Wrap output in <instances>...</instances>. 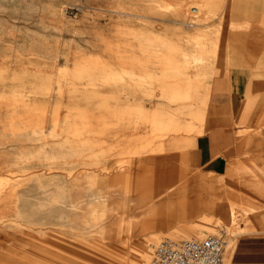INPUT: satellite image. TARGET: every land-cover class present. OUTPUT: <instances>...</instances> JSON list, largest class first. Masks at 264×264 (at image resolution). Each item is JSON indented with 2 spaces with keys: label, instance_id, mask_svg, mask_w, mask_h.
Instances as JSON below:
<instances>
[{
  "label": "rangeland",
  "instance_id": "374dc122",
  "mask_svg": "<svg viewBox=\"0 0 264 264\" xmlns=\"http://www.w3.org/2000/svg\"><path fill=\"white\" fill-rule=\"evenodd\" d=\"M238 67L264 86V0H0V264H152L163 239L214 235L232 264L264 237V101L224 172L195 151ZM112 192L153 203L127 210L128 239L82 238L120 202L82 203ZM62 199L83 210L48 214Z\"/></svg>",
  "mask_w": 264,
  "mask_h": 264
},
{
  "label": "crops",
  "instance_id": "0c3cea01",
  "mask_svg": "<svg viewBox=\"0 0 264 264\" xmlns=\"http://www.w3.org/2000/svg\"><path fill=\"white\" fill-rule=\"evenodd\" d=\"M254 76L248 67L232 69L223 83V98L209 108L204 134L196 139L195 151L198 164L207 172H224L237 144L251 141L240 138L238 133L257 130L258 114L244 112L248 106H256L257 102L261 108L264 101V86ZM249 98L251 102L248 104ZM251 142L250 148H264V139ZM247 245L257 247L254 251H247ZM232 259V264H264V237H249L240 241Z\"/></svg>",
  "mask_w": 264,
  "mask_h": 264
},
{
  "label": "bare ground",
  "instance_id": "6f19581e",
  "mask_svg": "<svg viewBox=\"0 0 264 264\" xmlns=\"http://www.w3.org/2000/svg\"><path fill=\"white\" fill-rule=\"evenodd\" d=\"M194 13L197 12V10H193ZM64 15H65V11H64ZM191 25H194V24H191ZM190 25V26H191ZM14 150V149H13ZM17 150V149H16ZM11 151V150H10ZM17 153V152H16ZM14 154V153H13ZM15 156V155H14ZM117 180H121L120 178H117ZM136 180V179H135ZM133 181V180H132ZM135 186V185H134ZM137 187V186H136ZM141 187V186H140ZM123 188V187H122ZM175 187H170V192L173 191ZM124 189V188H123ZM129 189V188H128ZM132 189V188H131ZM144 190V189H143ZM125 191V190H124ZM127 192V190H126ZM132 192V191H131ZM11 194V193H10ZM133 194V193H132ZM157 194V193H155ZM152 195V194H151ZM58 196V195H57ZM158 197H162V194H160ZM152 198V197H151ZM19 199V198H18ZM34 197L32 196H29V197H26V198H21L19 199L18 203L16 205H18L19 207V211L18 214H19V217L21 218H24V220L26 221H31V220H34L33 218L36 217L37 215V211L38 207L40 206H36L37 203L34 204ZM61 199V197L59 198ZM154 199V197H153ZM77 200V199H76ZM113 200H119L120 204H119V212L115 213L113 212V214L111 216H107L105 215L101 221V225H94L92 228L94 231H89L87 232L86 229L83 230V234H82V238L84 237L85 239L88 238L87 236L90 235V234H97L98 235V241L101 242V244H107V241H113V240H122V239H128L130 238V236L133 235V232H134V227H135V224H133V217L132 216H129V214L127 213V210L132 207L133 205H138V206H141V208H145V207H148L151 203H153V201L151 202H147L146 198H141V197H137V198H133L131 196H125L124 193L120 192V193H115V192H112V193H109V194H98V193H93L91 194L87 200L82 203V205H93V206H105L106 207V204H108L109 202L113 201ZM152 200V199H151ZM41 201V200H38V202ZM43 201V199H42ZM59 201V200H58ZM63 201V202H61ZM56 206V204L54 205V207L52 208V205L50 206L51 209H50V212H49V209H48V214H52L53 216H55L53 213L55 212H59V211H62V214L63 212L67 211L68 210V207L72 210H80L82 211L83 210V206L81 205V202L80 201H75V202H72L70 204H67V202H64V200L62 199ZM74 201V200H73ZM44 202V201H43ZM47 202V201H45ZM44 202V203H45ZM48 203V202H47ZM55 203V202H54ZM51 204H53V202H51ZM42 205V204H41ZM48 205V204H47ZM50 205V204H49ZM115 205V204H114ZM17 207V206H16ZM42 207V206H40ZM44 207V206H43ZM42 207V208H43ZM48 207V206H47ZM90 208V206H89ZM44 209V208H43ZM67 209V210H66ZM91 209V208H90ZM69 210V211H71ZM72 210V211H73ZM41 211H44V210H41ZM185 211V210H184ZM41 213V212H39ZM38 213V214H39ZM42 214V213H41ZM44 214V213H43ZM46 214V213H45ZM47 214L46 218H48V221L51 219L50 216ZM50 214V215H51ZM57 214V213H56ZM65 214V213H64ZM51 215V216H52ZM66 215V214H65ZM60 217V216H59ZM62 217V216H61ZM60 217V218H61ZM192 217V216H191ZM42 218V217H41ZM40 218V219H41ZM18 219V218H17ZM43 219H45V217L43 216ZM54 219V218H53ZM184 219H188L187 217H184ZM47 220V219H46ZM35 221V220H34ZM38 221V220H37ZM45 221V220H44ZM61 221V220H60ZM63 221V219H62ZM36 222V221H35ZM34 222V223H35ZM39 222V221H38ZM51 222V221H50ZM18 223V222H17ZM21 224V222H19ZM33 223V222H32ZM52 223V222H51ZM54 223V222H53ZM37 224V223H35ZM34 224V226H35ZM39 224V223H38ZM42 225L46 223H41ZM64 224V223H63ZM41 225V226H42ZM51 225V224H50ZM55 225V224H54ZM57 225V224H56ZM58 225H61V224H58ZM57 225V227H58ZM65 225V224H64ZM26 226V225H25ZM32 226V225H31ZM40 226V225H38ZM44 226V225H43ZM42 226V227H43ZM44 226V227H45ZM49 226V225H48ZM47 226V227H48ZM53 226V225H52ZM76 226V225H75ZM50 227V226H49ZM61 227V226H60ZM65 227H67L65 225ZM77 227V226H76ZM62 228V227H61ZM91 228V229H92ZM39 229V228H38ZM42 229V228H41ZM73 229V231H75L76 228L72 227L71 225V230ZM150 229V228H149ZM70 230V229H69ZM77 230V229H76ZM36 234V232H35ZM49 234V233H47ZM47 234L45 233V231H42L40 233V237L42 239H46V236ZM81 234V233H80ZM38 236V235H37ZM48 237V236H47ZM93 237H97V236H93ZM170 239V238H168ZM155 240V239H154ZM165 240V239H163ZM163 240H161L160 242H162ZM173 241H176V242H184V241H189V240H202V239H187V240H176V239H171ZM156 241V240H155ZM159 242V243H160ZM159 243L157 244V246L159 245ZM156 246V247H157ZM155 247V248H156ZM141 249L143 251H146L147 249V243H143L141 245ZM141 251V252H143ZM147 252V251H146ZM143 255V254H142Z\"/></svg>",
  "mask_w": 264,
  "mask_h": 264
},
{
  "label": "built area",
  "instance_id": "2783aa9c",
  "mask_svg": "<svg viewBox=\"0 0 264 264\" xmlns=\"http://www.w3.org/2000/svg\"><path fill=\"white\" fill-rule=\"evenodd\" d=\"M69 14L76 16L74 10ZM225 247L223 235L184 242L165 239L155 248L152 264H224Z\"/></svg>",
  "mask_w": 264,
  "mask_h": 264
}]
</instances>
